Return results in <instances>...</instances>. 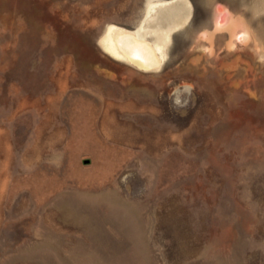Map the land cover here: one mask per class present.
<instances>
[{
    "label": "rangeland",
    "instance_id": "1",
    "mask_svg": "<svg viewBox=\"0 0 264 264\" xmlns=\"http://www.w3.org/2000/svg\"><path fill=\"white\" fill-rule=\"evenodd\" d=\"M0 264H264V0H0Z\"/></svg>",
    "mask_w": 264,
    "mask_h": 264
},
{
    "label": "bare ground",
    "instance_id": "2",
    "mask_svg": "<svg viewBox=\"0 0 264 264\" xmlns=\"http://www.w3.org/2000/svg\"><path fill=\"white\" fill-rule=\"evenodd\" d=\"M101 41L114 57L143 67L155 66L163 56V43L157 41L154 46L150 45L138 35L136 29L128 30L110 24L102 34Z\"/></svg>",
    "mask_w": 264,
    "mask_h": 264
}]
</instances>
